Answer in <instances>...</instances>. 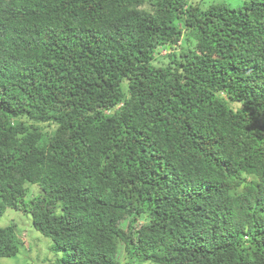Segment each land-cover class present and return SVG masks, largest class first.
Segmentation results:
<instances>
[{
  "label": "trees",
  "instance_id": "1",
  "mask_svg": "<svg viewBox=\"0 0 264 264\" xmlns=\"http://www.w3.org/2000/svg\"><path fill=\"white\" fill-rule=\"evenodd\" d=\"M7 210L54 264H264V0H0Z\"/></svg>",
  "mask_w": 264,
  "mask_h": 264
},
{
  "label": "rangeland",
  "instance_id": "2",
  "mask_svg": "<svg viewBox=\"0 0 264 264\" xmlns=\"http://www.w3.org/2000/svg\"><path fill=\"white\" fill-rule=\"evenodd\" d=\"M202 9L208 7L211 3H221L230 8H236L248 0H195ZM165 55L164 52H162ZM164 63L167 60H162ZM39 190L33 186L30 187L29 196L37 194ZM14 221L17 225V231H20L22 246L19 253L15 257L1 258L0 264H54L56 255L49 250L51 241L35 230H32L30 216L23 215L21 212L7 210L0 219V226H6L10 221ZM124 260V259H123Z\"/></svg>",
  "mask_w": 264,
  "mask_h": 264
}]
</instances>
